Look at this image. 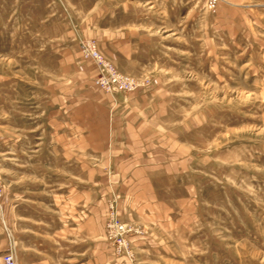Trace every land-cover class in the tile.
Returning a JSON list of instances; mask_svg holds the SVG:
<instances>
[{
	"label": "rangeland",
	"instance_id": "374dc122",
	"mask_svg": "<svg viewBox=\"0 0 264 264\" xmlns=\"http://www.w3.org/2000/svg\"><path fill=\"white\" fill-rule=\"evenodd\" d=\"M134 96L149 162L111 153ZM5 131V252L18 210L55 264H264V0H0Z\"/></svg>",
	"mask_w": 264,
	"mask_h": 264
},
{
	"label": "crops",
	"instance_id": "0c3cea01",
	"mask_svg": "<svg viewBox=\"0 0 264 264\" xmlns=\"http://www.w3.org/2000/svg\"><path fill=\"white\" fill-rule=\"evenodd\" d=\"M137 100L138 99L134 96L129 99L126 104H119L116 106L112 116V133L116 146L115 148H112L113 150L111 153L113 155L125 154L141 157L146 155V162H149V156L156 154L154 151H151L150 148L159 150V147L162 146V138L156 136L157 134L150 129L153 125L155 129L157 128L156 121L151 115H144L142 113V106ZM7 133L8 132L5 131V135L3 136L2 134L0 140H3V138H9L10 136H7ZM150 133L153 134L151 135ZM83 138L86 139L85 137ZM163 145L165 144L163 143ZM18 199L23 200L22 197L16 195L15 200ZM14 217L15 227L17 228L15 230L17 236L16 240L18 241L16 250L17 264H55L57 261L54 258L55 251L52 248H49L48 244L46 245L48 249H45L43 246L45 244L35 238V236L40 233V230H37L34 227L23 228V224L19 225V220L24 219V217L18 210L15 211ZM24 231L29 234H26ZM28 235H30L29 239ZM5 249L6 244L4 234L0 230V264H2L1 255L5 252ZM74 253L81 255V251L76 253V249H74Z\"/></svg>",
	"mask_w": 264,
	"mask_h": 264
},
{
	"label": "built area",
	"instance_id": "2783aa9c",
	"mask_svg": "<svg viewBox=\"0 0 264 264\" xmlns=\"http://www.w3.org/2000/svg\"><path fill=\"white\" fill-rule=\"evenodd\" d=\"M217 3V0H207V5L211 7H215ZM90 54L93 59H95L99 64L104 65V61L101 59L97 51L92 48L89 50ZM121 80L119 75H114L113 76V81L118 82ZM127 89H131L132 85L128 82L126 83ZM0 192H1V187H0ZM111 228L113 229L115 235L119 234H124L126 232L125 226L123 224H120L119 222H113L111 224ZM2 264H17L16 263V254L12 246L9 247V249L2 255L1 257Z\"/></svg>",
	"mask_w": 264,
	"mask_h": 264
}]
</instances>
